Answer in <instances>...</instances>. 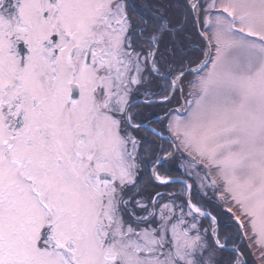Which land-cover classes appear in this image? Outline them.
I'll return each instance as SVG.
<instances>
[{
	"label": "snow or ice",
	"instance_id": "1",
	"mask_svg": "<svg viewBox=\"0 0 264 264\" xmlns=\"http://www.w3.org/2000/svg\"><path fill=\"white\" fill-rule=\"evenodd\" d=\"M0 264H264V0H0Z\"/></svg>",
	"mask_w": 264,
	"mask_h": 264
},
{
	"label": "trees",
	"instance_id": "2",
	"mask_svg": "<svg viewBox=\"0 0 264 264\" xmlns=\"http://www.w3.org/2000/svg\"><path fill=\"white\" fill-rule=\"evenodd\" d=\"M193 39L195 41V35L193 36ZM156 144H158V143H156ZM159 144H161V143H159ZM163 147L167 148V145H163ZM179 154L180 153H176L175 160H169L162 167H160V173L165 174V169H167V174L169 176L180 175L181 169L178 166V161L180 160L179 157H181V155L179 156ZM159 155H160V153H159ZM147 165H146L144 175L141 177V181L143 184H147L148 180L151 179L150 173L147 169ZM171 186H173V185H171ZM168 187H170V186H168ZM158 188H160V190H162V189H165L166 187L161 186ZM193 194L196 195L195 191ZM205 203H206V207L208 208V210H210L213 214L218 216L219 221H220V232L222 235L226 232L234 231V229H232L230 226H228L229 225L228 214L226 213V210L222 205L218 206L216 204L215 200L208 199L207 197L205 198ZM203 221L205 223L208 222L207 219H205ZM252 259H254V258H252Z\"/></svg>",
	"mask_w": 264,
	"mask_h": 264
},
{
	"label": "rangeland",
	"instance_id": "3",
	"mask_svg": "<svg viewBox=\"0 0 264 264\" xmlns=\"http://www.w3.org/2000/svg\"><path fill=\"white\" fill-rule=\"evenodd\" d=\"M173 103H175V101H174ZM164 154H165V153L162 152V153H160V156H163ZM179 156H180V155H179ZM179 159H180V160L178 161V166H179L181 169H184L183 166H182V165H183V162H182V160H181V157H179ZM184 170H185V169H184ZM160 174H161V175H164V173H160ZM141 177H142V176H141ZM176 187H178V185H173V186H170V187H166L165 190L168 191V192H170V191H174ZM157 190L160 191V188H158ZM165 193H166V192H165ZM203 223H204V225H207V224H208V222L205 223L204 221H203Z\"/></svg>",
	"mask_w": 264,
	"mask_h": 264
},
{
	"label": "flooded vegetation",
	"instance_id": "4",
	"mask_svg": "<svg viewBox=\"0 0 264 264\" xmlns=\"http://www.w3.org/2000/svg\"><path fill=\"white\" fill-rule=\"evenodd\" d=\"M152 126H153V127H156L155 124H153ZM155 143H158V144H159V143H160V140L155 141ZM143 175H144V173L141 174V176H143Z\"/></svg>",
	"mask_w": 264,
	"mask_h": 264
},
{
	"label": "water",
	"instance_id": "5",
	"mask_svg": "<svg viewBox=\"0 0 264 264\" xmlns=\"http://www.w3.org/2000/svg\"><path fill=\"white\" fill-rule=\"evenodd\" d=\"M167 139V137H165ZM169 143H170V140H169Z\"/></svg>",
	"mask_w": 264,
	"mask_h": 264
}]
</instances>
